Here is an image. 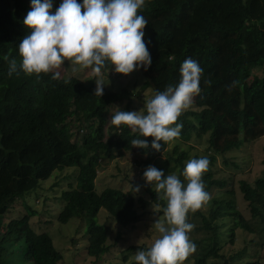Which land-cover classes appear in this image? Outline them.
I'll return each mask as SVG.
<instances>
[{
	"label": "trees",
	"instance_id": "trees-1",
	"mask_svg": "<svg viewBox=\"0 0 264 264\" xmlns=\"http://www.w3.org/2000/svg\"><path fill=\"white\" fill-rule=\"evenodd\" d=\"M59 3L52 0L50 11ZM29 9L25 0H0V264H19L21 252L22 264L63 262L50 235L37 234L31 228L35 213L30 208L27 215L9 223L4 217L54 172L73 167L77 168L75 184L62 191L60 200L65 206L58 221L85 220L86 253L98 260L111 250L107 229L98 221L101 209L125 229H134L141 219L131 194L112 188L96 192L101 156L114 161L135 151L143 166H154L166 143L160 141V151L132 147L129 141L138 134L126 125L109 122V109L116 104L127 101L122 110L132 111L129 92L114 93L103 87L99 97L94 95L96 85L55 69L38 77L19 70L9 76V64L3 57L15 58L19 65L17 45L30 31L22 23ZM138 14L148 22L143 40L151 56L147 70L138 69L146 79L142 91L150 88L155 93L178 83L179 66L186 57L203 69L200 92L194 96L198 110L180 113L175 123L182 127L175 138L187 143L193 134L208 137V166L201 179L208 196L218 189L224 197L213 199L207 215L200 208L186 214L188 222L196 223L194 232L188 233L196 247L183 262L235 264L247 254L245 247L225 254L235 245L237 229L250 234L255 230L232 200L235 192L226 190L227 181L217 179L213 169L219 155L264 137V74H252L253 69L264 70V0H144ZM109 70L107 66L101 72ZM52 72L59 77L52 79ZM73 128L78 130L77 136L86 130L81 140H73ZM144 139L150 144L153 138ZM170 160L186 182L180 172L188 154L176 148ZM240 191L264 234V171L254 186L242 181ZM147 192L163 215L165 201L157 199L153 189L147 188ZM139 202L143 209L151 204L143 198ZM228 219L230 225L225 222ZM226 226L230 227L228 233L223 231ZM146 247L131 246L126 251ZM127 259L128 254L123 262Z\"/></svg>",
	"mask_w": 264,
	"mask_h": 264
},
{
	"label": "clouds",
	"instance_id": "clouds-1",
	"mask_svg": "<svg viewBox=\"0 0 264 264\" xmlns=\"http://www.w3.org/2000/svg\"><path fill=\"white\" fill-rule=\"evenodd\" d=\"M143 5L144 0H60L53 12L52 0H30V9L22 21L30 31L17 45L19 65L15 58L3 57L9 64V76L19 70L38 77L67 60L73 71L77 67L90 69L96 77L94 95L102 96L105 84L101 71L105 67L126 75L141 67L147 70L151 64L143 40L148 22L138 14ZM202 72L196 60L186 57L179 66L178 83L156 91L139 111L116 108L110 123L126 125L138 134L129 141L132 147L160 151V141L167 142L180 135L182 125L175 122L200 92ZM58 77V72H52V79ZM149 136L153 138L150 144L144 139ZM207 166L205 156L188 159L180 172L186 182L175 172L165 175L163 169L152 165L144 169L145 182L165 205L164 219L158 217L152 224L158 235L149 246L138 248L134 254L138 264H181L194 251L196 245L188 237L194 225L186 220V214L208 199L201 179ZM132 191H139V186Z\"/></svg>",
	"mask_w": 264,
	"mask_h": 264
},
{
	"label": "rangeland",
	"instance_id": "rangeland-1",
	"mask_svg": "<svg viewBox=\"0 0 264 264\" xmlns=\"http://www.w3.org/2000/svg\"><path fill=\"white\" fill-rule=\"evenodd\" d=\"M30 5V0H25ZM55 70L67 74L68 77H77L84 81L87 85H95V75L90 69H80L77 67L73 71V65L65 60ZM253 75L262 76L264 70L260 68L253 69ZM104 87L114 93L129 92L131 94L130 102L132 111H139L144 106V101L154 94L152 89L148 88L142 91V87L146 83L145 77L138 71L133 70L129 74L116 73L112 70L101 72ZM250 80L245 82L244 90ZM127 101L122 104L114 105L109 109V120L112 112L118 108L124 109ZM195 110L197 107L194 102L188 109ZM110 122V121H109ZM77 129L73 128V140H81L86 134V130L81 131L77 136ZM109 133V132H108ZM166 148L155 161L156 168L163 169L165 175L175 172L177 167L170 157L174 156V150L178 148L180 152H186L188 159L207 155L208 137L197 138L195 134L189 142L184 143L178 138H173L165 142ZM101 156L98 176L95 182V189L98 194L107 188L118 189L125 193L131 194L136 199L137 211L140 214V221L134 229L122 228L106 210L101 209L98 213V221L107 229V244L111 250L108 254L102 255L98 260L88 257L86 253L87 239L84 237L86 231V221L72 219L67 224H60L58 216L60 215L65 202L60 200L62 191L69 189L75 184L77 168H66L63 171H56L51 178L42 181L37 190L27 194L25 198L14 206L4 217L5 223L11 220L20 219L28 214V208L34 213L30 220L31 228L37 233H47L53 240L55 248L64 256L63 262L60 264H131L134 261L136 251L128 253L126 250L131 246H149L152 240L158 235L154 228L153 222L159 217V208L151 202V197L147 192V188L151 185L146 183L143 178V171L146 168L142 165L141 158L135 151L128 153L122 159L108 161ZM264 137L256 142L246 143L241 149L234 150L225 155H219L214 166V173L217 179L226 180V190L235 192L232 200L243 216L253 224L255 233L250 234L240 229L236 231L235 245L231 249H227L226 255L235 253L239 249L247 248V254L242 259L237 260L235 264H245L246 262H261L264 264V234L260 232L261 224L257 223L253 218L247 202H245L243 194L240 191V183L245 181L254 186L256 181L262 176L264 165ZM187 161V160H186ZM185 161V162H186ZM139 186V191H132V188ZM224 197V192L218 189L213 190L208 199L202 202L199 207L206 215L212 208V201L215 198ZM143 198L151 204L143 209L139 200ZM29 209V210H30ZM193 220V218H192ZM230 225L229 219L225 220ZM196 226V223L191 221ZM194 227L190 231L194 232ZM229 226L223 228L228 233ZM193 236L192 234H189ZM190 238V237H189ZM232 252V253H231ZM128 254V259L123 262V258ZM23 253L19 254V264H22ZM181 264H187L181 262Z\"/></svg>",
	"mask_w": 264,
	"mask_h": 264
}]
</instances>
